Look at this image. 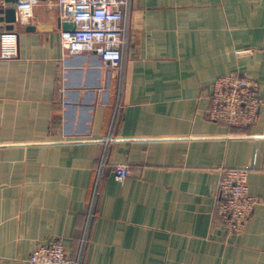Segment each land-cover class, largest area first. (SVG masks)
<instances>
[{
  "label": "crops",
  "instance_id": "1",
  "mask_svg": "<svg viewBox=\"0 0 264 264\" xmlns=\"http://www.w3.org/2000/svg\"><path fill=\"white\" fill-rule=\"evenodd\" d=\"M19 1L0 0V19ZM16 15L0 20L18 33L0 57V264L52 239L81 264H264V206L232 235L215 210L223 167L255 164L249 191L264 197V0H130L118 69L64 50L59 0ZM229 73L260 87L241 130L207 116Z\"/></svg>",
  "mask_w": 264,
  "mask_h": 264
},
{
  "label": "built area",
  "instance_id": "2",
  "mask_svg": "<svg viewBox=\"0 0 264 264\" xmlns=\"http://www.w3.org/2000/svg\"><path fill=\"white\" fill-rule=\"evenodd\" d=\"M130 0H59L61 19L72 22L73 28L61 32L60 41L69 54L94 52L109 67H122L123 48L127 40L125 25ZM36 0H20L16 9L18 22L27 24L33 16ZM18 53V33L6 31L0 34V57L12 58ZM262 104L259 83L240 73L217 77L212 84L209 119L230 126L242 127L256 123ZM108 162L104 151L96 172L90 206L98 196L99 178ZM251 166L223 167L215 201V210L222 226L229 234L244 231L248 220L258 205L264 206V197L250 193L248 176ZM117 179L129 175V166L114 165ZM29 264H81L80 258L69 255L61 241L52 239L35 248L28 258Z\"/></svg>",
  "mask_w": 264,
  "mask_h": 264
},
{
  "label": "water",
  "instance_id": "3",
  "mask_svg": "<svg viewBox=\"0 0 264 264\" xmlns=\"http://www.w3.org/2000/svg\"><path fill=\"white\" fill-rule=\"evenodd\" d=\"M7 1H12L13 0H7ZM1 12L5 13L4 17H1L0 20H4L8 25L6 26L7 29L11 30L14 27V23L16 22V7L12 6L6 9H2ZM65 26H68L66 29H71V24L70 23H65ZM34 26H28L27 29H34Z\"/></svg>",
  "mask_w": 264,
  "mask_h": 264
},
{
  "label": "trees",
  "instance_id": "4",
  "mask_svg": "<svg viewBox=\"0 0 264 264\" xmlns=\"http://www.w3.org/2000/svg\"><path fill=\"white\" fill-rule=\"evenodd\" d=\"M232 127H237V126H234V125H233ZM237 128H238V127H237Z\"/></svg>",
  "mask_w": 264,
  "mask_h": 264
}]
</instances>
